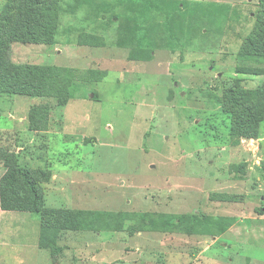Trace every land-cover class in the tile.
Here are the masks:
<instances>
[{"label":"rangeland","instance_id":"obj_1","mask_svg":"<svg viewBox=\"0 0 264 264\" xmlns=\"http://www.w3.org/2000/svg\"><path fill=\"white\" fill-rule=\"evenodd\" d=\"M45 2L11 45L43 93L0 94V179L39 106L17 160L53 227L0 206V264H264V0Z\"/></svg>","mask_w":264,"mask_h":264},{"label":"trees","instance_id":"obj_2","mask_svg":"<svg viewBox=\"0 0 264 264\" xmlns=\"http://www.w3.org/2000/svg\"><path fill=\"white\" fill-rule=\"evenodd\" d=\"M41 10L42 12H39ZM49 12L50 6L45 0H5L0 10V94L32 97L42 95L43 87L35 84L32 79L31 73L36 68L14 62L11 58V45L37 44L36 29L40 27V19L43 17L41 14L44 13L47 17ZM262 30L264 22L261 23L255 39ZM39 112V106L32 105L29 108L27 116L30 130H39L40 121H47V118L39 117L37 114ZM9 153L11 154L4 155L7 169L0 179V206L4 210L19 209L40 214L41 219L44 218L46 221L41 222V232L44 233L47 230L45 227H53L50 219L43 215L46 210L41 207L43 197L38 188L37 177L45 174L42 170L21 165V160H17L18 153L14 151ZM49 241L53 243V240ZM38 244L42 248L49 246L43 236L39 237Z\"/></svg>","mask_w":264,"mask_h":264},{"label":"crops","instance_id":"obj_3","mask_svg":"<svg viewBox=\"0 0 264 264\" xmlns=\"http://www.w3.org/2000/svg\"><path fill=\"white\" fill-rule=\"evenodd\" d=\"M4 2H5V0H3V4H4ZM3 4H2V6H3ZM2 6H1V8H2ZM1 8H0V10H1ZM14 61V60H13ZM15 62V61H14ZM17 63V62H16ZM7 95V94H6ZM12 95V94H11ZM14 95V94H13ZM16 95V94H15ZM32 106V105H31ZM50 121L51 120H53L52 118H48ZM18 121L20 122V124H19V127H16V128H13V129H11V130H15L14 132H16V134L14 135V140H13V142L14 143H12V148L11 149H9V150H11V151H14V152H16V153H18V155H19V157H21V155H22V153H25V149H24V146L25 145H27L26 143H27V141L29 142L30 141V139H27L28 137L27 136H23V135H26V133H28L29 134V136L32 134V133H37V131L38 130H30L29 129V124H28V116H27V114H22V116H20L19 118H18ZM25 122V123H24ZM27 122V123H26ZM24 123V124H23ZM25 124H26V126H25ZM26 127V128H25ZM26 129V133H24L23 134V132L24 131H22V129ZM24 129V130H25ZM23 134V135H22ZM23 138H25V139H23ZM24 140H26V141H24ZM31 143H28V145H30Z\"/></svg>","mask_w":264,"mask_h":264}]
</instances>
